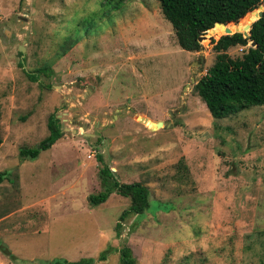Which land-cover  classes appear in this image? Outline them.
<instances>
[{
	"label": "rangeland",
	"instance_id": "rangeland-1",
	"mask_svg": "<svg viewBox=\"0 0 264 264\" xmlns=\"http://www.w3.org/2000/svg\"><path fill=\"white\" fill-rule=\"evenodd\" d=\"M223 34L182 49L158 0H0V264H120L123 246L137 264L264 263V104L215 119L193 89ZM51 114L62 136L21 156ZM97 153L149 189L119 234L129 198L88 199Z\"/></svg>",
	"mask_w": 264,
	"mask_h": 264
},
{
	"label": "trees",
	"instance_id": "trees-1",
	"mask_svg": "<svg viewBox=\"0 0 264 264\" xmlns=\"http://www.w3.org/2000/svg\"><path fill=\"white\" fill-rule=\"evenodd\" d=\"M164 18L174 30L178 45L185 50L196 51L201 47L200 41H208L224 32L227 25L232 31H242L251 23L248 36L242 32L223 34L213 41L216 52L214 63L194 84V91L203 100L211 116L215 119L234 115L242 109L264 104V12L257 18V8L264 0H158ZM257 8V9H255ZM256 19V20H255ZM255 20V21H254ZM207 31V35L198 37ZM253 41L241 57H231L227 49L237 44L247 45ZM48 68H43L47 71ZM48 135L36 148L22 147L20 155L36 157L40 150L51 147L62 136V128L55 114H51L47 122ZM2 139L0 138V145ZM97 158L102 166L99 177L102 190L90 194V204L104 202L116 192L130 200L129 206L123 210L116 222L118 234L121 220L128 215L143 213L150 206L149 189L141 182L125 183L118 181L110 168L104 163L100 153ZM1 180V177H0ZM120 264H137L132 250L128 246L119 249ZM104 258L101 253L97 258H81L69 264H92ZM55 264L58 261L53 262ZM264 264V263H262Z\"/></svg>",
	"mask_w": 264,
	"mask_h": 264
},
{
	"label": "water",
	"instance_id": "water-1",
	"mask_svg": "<svg viewBox=\"0 0 264 264\" xmlns=\"http://www.w3.org/2000/svg\"><path fill=\"white\" fill-rule=\"evenodd\" d=\"M258 8H259V11L257 12V18L256 19L260 18L263 15V12H264V2L262 4H260L258 6ZM251 23L246 24L245 27H244V29L242 31H239L238 29H236L235 31H232L229 27H227V25L222 24L220 22L215 23V26H219V25L223 26L224 27L225 34H232L234 32H242L243 36H248L249 35V30L251 28ZM200 38H201V36L198 37V40ZM255 45L256 44L253 41L250 42V46H255ZM20 51L22 53H24V50H22L21 48H20ZM144 120H146V118H144ZM163 125H164L163 121H156L155 122V126L153 128L161 127ZM61 128H63V123L61 124ZM67 129H69V128L67 127ZM73 132H76V131L74 130Z\"/></svg>",
	"mask_w": 264,
	"mask_h": 264
}]
</instances>
